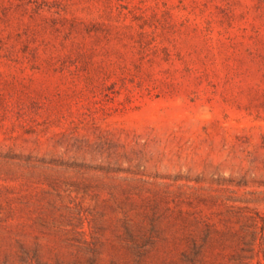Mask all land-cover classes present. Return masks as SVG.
I'll return each mask as SVG.
<instances>
[{
  "label": "rangeland",
  "instance_id": "374dc122",
  "mask_svg": "<svg viewBox=\"0 0 264 264\" xmlns=\"http://www.w3.org/2000/svg\"><path fill=\"white\" fill-rule=\"evenodd\" d=\"M0 264H264V0H0Z\"/></svg>",
  "mask_w": 264,
  "mask_h": 264
}]
</instances>
